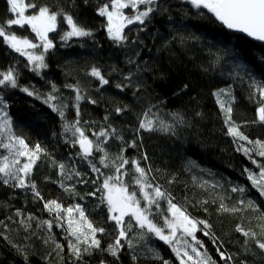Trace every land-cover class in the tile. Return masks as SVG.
<instances>
[{
	"label": "trees",
	"instance_id": "obj_1",
	"mask_svg": "<svg viewBox=\"0 0 264 264\" xmlns=\"http://www.w3.org/2000/svg\"><path fill=\"white\" fill-rule=\"evenodd\" d=\"M31 2L37 8L47 6L53 12L62 10L72 15L92 35L62 41L60 37L68 26L58 17L57 31L49 34L55 47L45 56L47 68L37 72L32 71L25 57L8 48L0 38V72L13 68L20 85L15 89L0 88L13 131L30 147L39 144L46 153L41 154L29 177L43 200L35 197L30 188L4 185L0 181V264H82L72 256L63 229L54 222L53 228L48 230L42 223L53 220V214L44 208L46 201L56 200L65 208L81 205L94 224L106 229L102 236L97 234L101 248L106 249L116 237L114 222L108 219L107 207L99 200L101 193L96 191L104 176L97 179L98 173L92 171L91 164L95 163L106 175L113 170L99 163L101 153H94L88 160L81 159L79 146H73L71 134L63 131L65 121L44 103L53 85L59 90L53 93L58 97L55 103L67 104L64 111L68 122L77 117L75 93L66 85H79L83 95L97 101L92 104L84 99L79 103L78 118L86 135L107 125L115 128L122 139L113 137L104 145L109 153L106 162L111 164L123 148L122 155L126 159L150 168L149 179L154 177L153 183L161 186L173 203L191 218L210 226L206 229L210 236H205L203 231H198L196 236L204 245L201 251L206 249L216 264H264V250L236 231L241 226L255 231L257 239H264L259 235V213L246 208L237 212L221 208V205L227 209L243 208L239 201L250 199L264 211V198L247 178L248 171L259 172L252 161L264 165V157L256 155L255 151L249 156L237 150L240 145L252 146L227 134L224 114L214 95L221 88L231 87L232 121L249 139L264 142V124L252 123L258 105L249 99L250 81L247 77L241 80L230 74L238 62L257 81L264 82V44L229 32L207 10H200L203 14H198L187 0H158L156 11L144 25L125 29L128 42L124 46H117L108 38L103 26L106 19L97 14L106 0ZM8 9L6 0H0V24L12 18ZM35 12L36 9H28V14ZM11 31L19 37H35L27 25L24 29L13 26ZM93 67L101 71L109 84L101 86L100 81L90 75ZM129 74L132 75L131 86L123 91L116 88L118 83H127L124 77ZM21 87L39 94L40 99L27 95ZM116 107L125 111L117 114ZM149 108L168 122H171V114H179L183 123L175 127V134L137 132L138 117ZM133 142L136 147L130 146ZM3 155L5 150L0 149V156ZM144 155L147 160L143 159ZM59 163L73 173L72 179L60 175ZM75 172L81 175L76 176ZM61 184L73 188L74 193L66 192ZM234 187L245 191L233 192ZM92 192L94 196L89 195ZM161 206L162 210L167 209L166 202L162 201ZM29 216L33 219L28 220ZM137 231L134 229L129 235ZM133 243L135 248L125 246L119 259L107 251L94 250L91 256L84 257V262L179 264L172 248L154 236L146 240L136 238ZM56 244L63 245V249L57 250ZM218 246L232 257L230 261L220 259ZM149 248L162 259L154 258ZM18 249L27 254V261Z\"/></svg>",
	"mask_w": 264,
	"mask_h": 264
},
{
	"label": "snow or ice",
	"instance_id": "obj_2",
	"mask_svg": "<svg viewBox=\"0 0 264 264\" xmlns=\"http://www.w3.org/2000/svg\"><path fill=\"white\" fill-rule=\"evenodd\" d=\"M6 3L9 5L8 11L12 14V18L7 19L4 24H0V38L8 48L25 57L28 64L32 65V71L34 72L47 68L45 56L55 47L53 40L49 38V33L57 31L58 17H61L62 22L68 26V30L60 37L62 41L67 42L73 37L80 38L92 35L90 30L80 26L72 15L62 10L53 12L47 6L37 8V5L32 3L31 0L27 3L25 0H6ZM187 3L197 9L198 14H203L200 10H207L216 21L227 29L246 34L247 37L253 40L264 42V0H187ZM157 4L158 0H106L105 3L99 6L97 14L106 19V24L103 26L106 28L108 38L117 46H124L128 42L125 29L131 25H144L146 20L150 19L151 14L156 11ZM28 9H36V12L26 15L25 12ZM126 9L129 10L128 13L125 12ZM26 25L35 34L34 40H38V43L34 42L33 39L20 38L11 31L13 26L24 29ZM37 49L40 51L37 52ZM218 61L219 57L217 63ZM131 62L129 61V63ZM230 74L239 77L241 80L247 77L250 81L249 99L258 105L256 119L252 123L264 124V82L257 81L255 77L246 71L245 66L238 62ZM90 75L98 79L101 86L109 84V80L95 67L91 69ZM124 80L127 83L115 85L121 91L131 86L132 75L125 76ZM8 86L13 89L20 87L18 73L11 67L7 71L0 72V88ZM66 87L75 93L74 107L77 119L71 122L66 121L64 109L67 104L63 101L59 104L55 103L58 97L53 93L59 91L55 85L52 86L53 91L47 94L44 103L53 112H56L61 120L65 121L63 131L71 134L73 139L70 142L73 146H79L81 159L88 160L94 156V153H101L99 163L105 168L111 167L113 170L112 174L106 175L101 172L100 168L96 167L95 163L91 164L92 171L98 173L97 179L104 176L96 191L101 193L99 200L107 207L108 219L114 222L116 237L106 249L101 248V240L97 238V234L99 233L102 236L106 229L103 226L94 224L86 216L81 205L76 204L65 208L56 200L44 202V208L50 214H53V220L42 222L47 229L51 230L54 222L56 227L63 229L72 256L75 261H81L82 264H86L84 257L91 256L94 250L107 251L110 255L119 259V254L125 246L129 249L135 248L134 239L146 240L149 236H154L169 245L178 258L179 264H216V261L207 254L206 249L203 252L201 251L204 245L196 236L198 231H203L205 236H210V233L206 231L210 226L204 221L191 218L185 210L173 203L170 195L162 190L161 186L153 183L155 178L149 179L151 169L141 167L136 160L126 159L122 155L123 148L121 154L116 155L111 164L107 163L109 153L104 145L108 143L110 138L122 139V137L111 125L101 127L99 130H92L90 136L86 135V129L78 118L80 115L79 103L84 99H88L89 103L92 104H96L97 101L83 95V90L79 85H66ZM186 87L187 85H185ZM20 90L29 96L36 95V98L40 99L39 94L30 91L29 88L21 87ZM136 90L139 91L138 86ZM214 95L224 114L227 134L232 136L234 140L245 141L252 146L249 148L240 145L237 150H243L244 154L249 156L255 151L256 155L264 157V142L249 139L240 131V126L232 121L231 105L234 98L231 87L221 88ZM7 108L8 105L5 103L4 97L0 95V149L7 152L6 155L0 156V181L4 185L22 189L30 188L33 190L35 197L43 200L40 192L36 190L35 183L29 177L41 154H46L45 150L39 144L30 147L22 137L14 133L12 119L9 117ZM123 111L125 109L121 107L115 109L117 114H121ZM104 119L107 121L108 117L105 116ZM138 119L140 122L137 132L143 130L175 134V127L183 123V118L179 114H171V122H168L160 117L159 112L153 113L151 108L143 112ZM130 146L136 147L135 142ZM143 159L147 160V155H144ZM116 161H119V163H116ZM252 162L257 165L259 172L246 170L248 171L247 178L252 188L259 193L260 197L264 198V165L258 164L255 160ZM53 163L55 165V162ZM58 168L60 175L66 179H72L73 173L66 169L65 164L59 163ZM74 174L76 176L81 175L78 172ZM95 182L93 180V183ZM61 186L64 187L66 192L74 193L73 188L64 184H61ZM232 191L243 193L245 189L234 187ZM89 195L94 196L95 192L89 193ZM162 201L167 204L166 210H162ZM239 204L243 208L227 209L224 205H221V208L224 211L232 212L242 211L246 208L259 213L257 217L261 221L259 235L264 238V211H261L254 200L242 199ZM31 219L33 217L29 216L28 220ZM200 225H203V228L199 227ZM134 229L139 231L130 236L129 233H133ZM236 231L251 239L259 249L264 250V239H257L258 234L255 231L245 230L241 226H238ZM189 237L194 243H189L187 239ZM122 241L125 243H122ZM213 242L215 243L214 238ZM63 247L61 244H56L57 250H62ZM18 251L24 255V259L27 261V254L20 249ZM149 251L154 258L162 259L154 249L149 248ZM217 251L221 260L230 261L232 259L230 255H226L221 251L219 246ZM193 253L195 255H192ZM135 258L133 256V259ZM101 264H104V261H101ZM163 264H169V262L164 261Z\"/></svg>",
	"mask_w": 264,
	"mask_h": 264
},
{
	"label": "water",
	"instance_id": "obj_3",
	"mask_svg": "<svg viewBox=\"0 0 264 264\" xmlns=\"http://www.w3.org/2000/svg\"><path fill=\"white\" fill-rule=\"evenodd\" d=\"M224 27V26H223ZM226 30H228L229 32H233V33H235V34H238V35H241V36H244L245 38H247L248 40H250V41H254V42H258V43H262V44H264V42H260V41H256V40H253L252 38H250V37H247L246 36V34H242V33H237V32H234V31H232V30H229V29H227L226 27H224Z\"/></svg>",
	"mask_w": 264,
	"mask_h": 264
},
{
	"label": "rangeland",
	"instance_id": "obj_4",
	"mask_svg": "<svg viewBox=\"0 0 264 264\" xmlns=\"http://www.w3.org/2000/svg\"><path fill=\"white\" fill-rule=\"evenodd\" d=\"M25 2H26V0H25ZM125 12L128 13L129 10L126 9ZM25 14L28 15V10H26ZM49 34H50V33H49ZM20 38H23V37H20ZM27 39H33V38H30V37H29V38H27ZM33 40H34V39H33ZM34 42L38 43V40H34ZM38 50H39V49H37L36 51L38 52ZM39 51H40V50H39ZM6 154H7V152L5 151V155H6ZM22 161H23V158H22ZM169 215H170V214H169ZM126 219H127V218H126ZM178 235H179V233H178ZM187 239H188L189 242L191 241V238H190V237L187 238ZM189 239H190V240H189ZM191 242H193V241H191Z\"/></svg>",
	"mask_w": 264,
	"mask_h": 264
}]
</instances>
